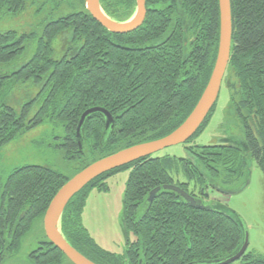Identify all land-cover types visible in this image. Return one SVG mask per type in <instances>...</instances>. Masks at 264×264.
<instances>
[{"label":"trees","instance_id":"1","mask_svg":"<svg viewBox=\"0 0 264 264\" xmlns=\"http://www.w3.org/2000/svg\"><path fill=\"white\" fill-rule=\"evenodd\" d=\"M73 2L78 9H72ZM99 2L103 12L117 22L128 20L136 10L135 0ZM26 3L0 0V16L18 13ZM47 4L60 15L48 17L28 61L10 67L23 52L25 39H33L35 33L0 32V147L21 130L44 121L58 123L64 129L61 145L66 148V157L78 159L79 171L119 149L161 138L187 117L215 62L218 0H145L142 23L127 33L103 27L86 10L84 0H42L38 8ZM62 6L68 10L62 12ZM230 9L231 48L223 80L229 110L239 121L242 139L189 145L180 157L145 156L82 187L63 207L59 227L65 240L93 262L210 263L240 247L245 223L225 203L197 197L198 203L210 207L200 209L175 191L162 188L174 184L188 191L191 185V190L205 187V191L208 186L237 183L248 175L251 161L264 175V0H230ZM191 36L195 37L192 42ZM59 37L65 46L60 55L53 56L54 41ZM27 83L38 89L21 104L18 113L8 100L15 88ZM95 106L106 109L114 121L103 136V115L96 112L87 116L83 152L75 130L81 114ZM214 106L193 136L201 131ZM120 170H129L121 217L126 239L124 251L116 253L97 244L81 223V214L89 192L106 191L105 179ZM68 179L40 165L21 166L8 175L0 190V242L3 250L7 247L6 256L18 249L21 236L35 218L44 216ZM159 186L149 201L150 191ZM140 205L144 214L136 216ZM5 232L10 238L7 246ZM6 256L0 252V263ZM30 258L33 264H61L66 256L45 237ZM228 264H264V255L245 250Z\"/></svg>","mask_w":264,"mask_h":264},{"label":"rangeland","instance_id":"2","mask_svg":"<svg viewBox=\"0 0 264 264\" xmlns=\"http://www.w3.org/2000/svg\"><path fill=\"white\" fill-rule=\"evenodd\" d=\"M27 0L24 10L14 14L0 16V32L15 30L17 33H35V37L25 39L24 50L11 62L16 67L28 61L36 50L37 40L43 33V26L50 15L59 16V10L52 11V5L38 8L42 0ZM66 12V6L61 7ZM78 9V5H72ZM51 13V14H50ZM64 39L54 41V54L58 56L64 48ZM226 72V71H225ZM38 87L27 83L17 87L8 100L19 113V107L25 100L33 96ZM228 90L221 82L220 90L211 115L199 133L186 143H179L158 151L159 155H185V145H211L223 138L241 140L242 129L239 121L230 114ZM64 129L58 123L44 121L41 124L21 130L11 141L0 147V190L8 175L15 169L25 165L47 166L59 171L67 177L78 172V159L67 158L66 148L62 146ZM80 170V169H79ZM129 170H120L105 179L106 191L93 189L89 192L81 214V223L85 226L99 246L105 250L121 253L124 249L125 231L122 228V203L125 183ZM221 190L208 188L206 193L211 199H218L235 211L243 219L248 234L247 251L264 255V175L251 161L248 175L239 182L222 185ZM217 188V187H216ZM209 201V200H207ZM43 217H37L30 228L19 239L18 249L7 255V247L0 252L6 258L0 264H33L30 253L37 248L38 242L45 240ZM3 238L5 245L10 241L7 232ZM129 238H132L130 233ZM61 264H73L67 258Z\"/></svg>","mask_w":264,"mask_h":264},{"label":"water","instance_id":"3","mask_svg":"<svg viewBox=\"0 0 264 264\" xmlns=\"http://www.w3.org/2000/svg\"><path fill=\"white\" fill-rule=\"evenodd\" d=\"M136 10L133 16L123 22H117L109 18L101 9L99 0H84L86 10L97 20L103 27L113 33H124L138 27L145 16V0H135ZM219 6V39L215 62L208 78V81L197 100L195 106L192 108L187 117L170 133L167 135L141 143H137L114 153L103 156L70 177L56 192L51 199L43 216V225L46 238L59 251H61L66 258L73 264H97L85 257L83 254L73 248L63 237L60 232V215L65 204L69 199L77 193L82 187L88 184L95 177L123 165L129 164L139 158L149 156L166 147L184 143L191 138L202 122L205 120L209 111L216 102L221 82L226 71V67L230 58L231 48V9L230 0H218ZM101 113L104 118L105 131L112 124V117L110 113L102 107H91L86 109L80 116L75 134L77 145L80 151H86V145L83 139V125L87 116L92 113ZM164 189H171L179 194L189 205L200 209H209L207 205L198 203L187 192L175 185H164ZM160 189L156 187L150 191L148 200L151 201L154 194ZM124 237L126 239V230H124ZM248 245V234L244 230L243 241L238 250L228 257L217 260L215 262L205 263H187V264H228L231 263L245 252Z\"/></svg>","mask_w":264,"mask_h":264},{"label":"flooded vegetation","instance_id":"4","mask_svg":"<svg viewBox=\"0 0 264 264\" xmlns=\"http://www.w3.org/2000/svg\"><path fill=\"white\" fill-rule=\"evenodd\" d=\"M145 14H146V10H145ZM145 17V16H144ZM130 19V18H129ZM128 19V20H129ZM144 19V18H143ZM127 21V20H126ZM142 23V22H141ZM135 29V28H134ZM133 29V30H134ZM133 30H130V31H133ZM130 31H128V32H130ZM124 33H127V32H124ZM191 38V42L192 41H194L195 40V37H193V36H191L190 37ZM185 40V44H187L188 43V39H184ZM190 41V40H189ZM111 117L113 118V116L111 115ZM113 121H114V119H113ZM201 126V125H200ZM200 128V127H199ZM198 128V129H199ZM198 129H197V131H198ZM196 133V132H195ZM194 133V134H195ZM190 139V138H189ZM189 139L187 140V141H189ZM226 139H228V138H223L222 140H226ZM187 141H185L184 143H186ZM216 144V143H215ZM193 145H197V144H193ZM189 146V145H188ZM185 147H187L186 145H185ZM185 147H184V149H185ZM123 149V148H122ZM120 150V149H119ZM151 155H159L158 154V151L157 152H155V153H153V154H151ZM165 155H168V154H165ZM132 163V162H131ZM77 164H78V162H77ZM166 185H174V184H166ZM164 186V185H163ZM163 186H162V188H163ZM175 186H178V185H175ZM191 186V185H190ZM189 186V187H190ZM160 187V186H159ZM179 187V186H178ZM189 187H188V191L187 190H184V189H182L181 187V189L182 190H184L185 192H187L191 197H193L195 200H197L196 198L197 197H199L200 198V200H205V202L207 201V200H218V199H211V198H209L208 197V195H207V193H206V191L207 190H205L204 191V189H205V187L203 188V187H197V189H195L194 190V188L191 190V189H189ZM212 188L211 186H208V188ZM156 188V187H155ZM161 188V187H160ZM190 188H192V187H190ZM207 188V187H206ZM207 188V189H208ZM221 188H223L222 186H217V188H215V189H217V190H221ZM154 189V188H153ZM152 189V190H153ZM152 201V200H151ZM220 201V200H219ZM142 206L143 205H140V206H138L137 207V211H136V216H142L143 214H144V212H143V209H142ZM123 251H124V249H123Z\"/></svg>","mask_w":264,"mask_h":264}]
</instances>
